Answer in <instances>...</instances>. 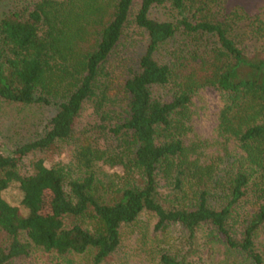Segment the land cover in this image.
Wrapping results in <instances>:
<instances>
[{
	"label": "trees",
	"instance_id": "1",
	"mask_svg": "<svg viewBox=\"0 0 264 264\" xmlns=\"http://www.w3.org/2000/svg\"><path fill=\"white\" fill-rule=\"evenodd\" d=\"M116 55L125 67L112 90L101 76ZM205 88L222 100L210 163L189 137ZM110 90L123 103L110 158L127 181H100L91 167L108 157L88 145L76 178L41 160L19 173L29 154L70 140L86 103L99 112ZM0 101L55 110L38 139L0 150V264L33 248L105 264L144 214L153 233L180 234L158 264H264V12H227L226 0H0ZM11 185L25 213L3 199ZM217 247L224 258L213 263Z\"/></svg>",
	"mask_w": 264,
	"mask_h": 264
},
{
	"label": "rangeland",
	"instance_id": "2",
	"mask_svg": "<svg viewBox=\"0 0 264 264\" xmlns=\"http://www.w3.org/2000/svg\"><path fill=\"white\" fill-rule=\"evenodd\" d=\"M234 8H239L247 16L253 17L264 12V0H226L227 12ZM153 16L161 20L169 19L168 13L164 10L154 11ZM248 23L247 18L239 22L240 25ZM244 43L251 44V41L245 40ZM126 47L131 48L130 45ZM122 52L123 49L120 47L117 54L122 56ZM114 57L106 64L101 76V83L108 81L112 84V90L121 83L120 73L125 67L117 55ZM106 95L103 108L99 112H95L92 102L86 103L77 119L75 132L70 140L56 142L44 151L29 154L20 164L19 173L23 176L31 174L32 163L41 160L48 168L57 165L64 167L66 171L70 172L69 175L72 178H76L86 170L78 158V149L80 145H88L94 150L105 152V157H108L107 160L95 161L91 167V171L100 181L113 185H121L127 181L128 179L123 176V168L112 164L114 160L110 157L119 154V141L115 140L108 132L116 119L114 110L115 112L119 111V108L123 107V103L121 100L117 101V95L111 90L109 95ZM109 100L113 103L112 109L108 106L111 105ZM221 106V96L213 88L201 90L193 99L194 116L192 132L189 137L202 142L200 153L202 154L201 161L204 163H210L211 158L218 153L216 149H220L218 145H215L217 139L215 128ZM54 113L55 110L52 107L22 106L0 101V150L10 149L17 144L38 139L42 136L46 123ZM231 148H233L232 145ZM223 154V152H219L220 156ZM160 184L161 192L166 194V188H163L164 183ZM2 197L11 206L17 207L21 213H25L20 204L21 194L16 185H11L5 190ZM155 221L154 217L144 214L134 226L123 228L120 247L105 264H158V258L162 252L178 248L180 234L177 229L170 228L164 234L153 233ZM259 240L264 244V230L260 232ZM199 243L204 246L203 249L208 254L209 251L215 250V246L213 247L205 236L201 237ZM218 249L219 251H216L212 256L213 263L224 258L221 248L217 247L216 250ZM55 263L87 264L88 260L85 256L79 255H67L60 258L53 253L33 248L29 256L13 260L10 264Z\"/></svg>",
	"mask_w": 264,
	"mask_h": 264
}]
</instances>
